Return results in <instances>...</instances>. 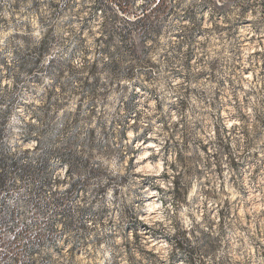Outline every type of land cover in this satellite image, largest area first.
Wrapping results in <instances>:
<instances>
[{
    "label": "rangeland",
    "instance_id": "rangeland-1",
    "mask_svg": "<svg viewBox=\"0 0 264 264\" xmlns=\"http://www.w3.org/2000/svg\"><path fill=\"white\" fill-rule=\"evenodd\" d=\"M41 38L45 69L0 79L23 80L8 138L32 149L22 119L50 101L79 156L39 203L85 182L40 244L2 230L0 264H264V0H0L7 66ZM7 208L42 226L23 189Z\"/></svg>",
    "mask_w": 264,
    "mask_h": 264
},
{
    "label": "trees",
    "instance_id": "trees-1",
    "mask_svg": "<svg viewBox=\"0 0 264 264\" xmlns=\"http://www.w3.org/2000/svg\"><path fill=\"white\" fill-rule=\"evenodd\" d=\"M156 8L157 6L153 7L151 11H154ZM145 11L146 8L140 11L139 15L135 16V25H140L142 19L145 17ZM48 41L45 38H41L35 42L34 47L30 51L31 54L27 55V58H16L15 63L11 66H7L8 62L6 61L5 51L0 49V65L6 66L7 69L6 74L3 75L0 67V79L2 76L8 77L10 70L15 67L26 75L36 74L37 72H41L40 69H45L43 60L48 56ZM28 61L30 64H28ZM50 63H52L51 59L47 62V66ZM81 69L78 70L80 71ZM45 74H47L46 71ZM12 81L11 87L8 84L0 85V213L5 211L4 213L7 214L6 220H0V233L2 230H6L9 234H13V239H16L17 236H25L30 245L34 244L30 240L35 238L37 241L35 243L38 245L45 235L46 237L52 236V222L53 220L55 221V218H69L70 207L66 202L75 196L78 188L83 186L85 181L75 177L71 171L69 173L72 181L64 191L65 197L55 198L56 194H60V192L55 190L48 201L39 203L40 200L38 198L46 194L48 189H51L53 185L58 183L54 176L55 169L64 162L73 163L79 155L73 149H66L64 153H61L56 148V122L63 121L65 116L59 118L56 108L54 109L56 117H52L54 113L51 115L50 109L52 108V103L50 101L38 106L32 112V117H35L36 124L22 119L21 129L23 132H21V136L23 141H35V146L32 149H24L20 144L9 141V122L19 102L17 91L20 88V82L23 84L22 76L18 74L12 78ZM86 86L88 85L86 84ZM85 133L88 136L87 139H89L92 130L87 129ZM75 141L76 138L71 137L69 143L71 147L74 146ZM105 186H100L101 190ZM19 188L23 189V192L31 198V205L37 216L42 220L40 223L42 226L36 228L33 233H30L27 227L19 231H14L12 227L15 212L11 208H7L8 198H12L15 191ZM49 216H53V218ZM18 246L16 244L10 249L13 250V248H17ZM29 249L31 248L29 247ZM8 253L11 252L8 251ZM12 255L14 254L12 253Z\"/></svg>",
    "mask_w": 264,
    "mask_h": 264
},
{
    "label": "bare ground",
    "instance_id": "bare-ground-1",
    "mask_svg": "<svg viewBox=\"0 0 264 264\" xmlns=\"http://www.w3.org/2000/svg\"><path fill=\"white\" fill-rule=\"evenodd\" d=\"M148 147H150V146L148 145ZM152 199H153V196L151 194L148 195V206H149V208L154 206V202L151 201Z\"/></svg>",
    "mask_w": 264,
    "mask_h": 264
}]
</instances>
